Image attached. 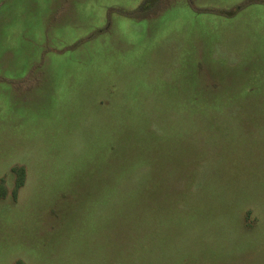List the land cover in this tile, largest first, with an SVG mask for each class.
<instances>
[{
  "label": "rangeland",
  "instance_id": "1",
  "mask_svg": "<svg viewBox=\"0 0 264 264\" xmlns=\"http://www.w3.org/2000/svg\"><path fill=\"white\" fill-rule=\"evenodd\" d=\"M0 264H264V0H0Z\"/></svg>",
  "mask_w": 264,
  "mask_h": 264
}]
</instances>
